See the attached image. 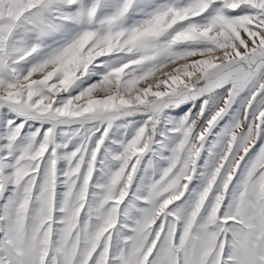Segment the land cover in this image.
<instances>
[{
  "label": "snow or ice",
  "instance_id": "6c2138e0",
  "mask_svg": "<svg viewBox=\"0 0 264 264\" xmlns=\"http://www.w3.org/2000/svg\"><path fill=\"white\" fill-rule=\"evenodd\" d=\"M0 264H264V0H0Z\"/></svg>",
  "mask_w": 264,
  "mask_h": 264
}]
</instances>
